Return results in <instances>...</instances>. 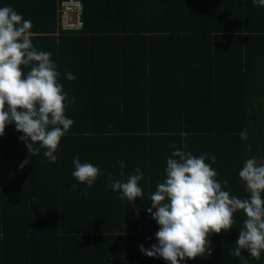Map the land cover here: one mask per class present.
<instances>
[{"label": "trees", "instance_id": "trees-1", "mask_svg": "<svg viewBox=\"0 0 264 264\" xmlns=\"http://www.w3.org/2000/svg\"><path fill=\"white\" fill-rule=\"evenodd\" d=\"M59 1L0 0L31 20L33 45L52 54L63 90L76 101L65 112L74 123L56 163L44 149L29 155L14 124L0 136V264H168L139 245L156 243L159 227L147 208L166 178L169 146L215 155L217 178L239 198L248 195L238 176L244 161L264 162V7L252 0H79L80 27L63 29ZM76 156L104 172L91 188L71 175ZM117 161L126 174L141 168L143 199L129 203L107 187ZM234 218L231 229L209 236L210 256L180 264H242L230 253L245 215ZM242 257L264 264V253L255 260L242 250Z\"/></svg>", "mask_w": 264, "mask_h": 264}, {"label": "clouds", "instance_id": "clouds-1", "mask_svg": "<svg viewBox=\"0 0 264 264\" xmlns=\"http://www.w3.org/2000/svg\"><path fill=\"white\" fill-rule=\"evenodd\" d=\"M252 2L264 7V0ZM32 27L31 20L12 7H0V136L5 134L7 125L14 124L15 130L22 133L19 140L25 142L29 155H39L44 149L48 162L56 163L58 145L74 123L65 112L76 101L63 90L52 54L33 45ZM64 76L68 81L76 79L71 72H65ZM240 137L248 139L247 129L241 131ZM169 147L174 150L166 157V178L150 195L151 206L147 208L159 227L156 243L148 249L141 244L140 251L150 258H162L168 264L210 256L209 236L231 229L236 223L234 214L243 212L245 219L230 254L241 258L242 264H247L242 250L260 260L264 253V162L258 163L255 157L244 161L238 176L248 195L239 198L224 190L228 180L217 178L218 173L211 166L216 163L215 155L195 156L174 144ZM251 149L249 144L245 150ZM206 159L211 163H206ZM72 163V177L87 188L104 175L98 166L82 163L79 156ZM117 163V178L108 173L107 187L119 193L117 199H126L129 203L143 199L139 186L144 175L141 168L126 174L125 163ZM25 165L27 159L19 167ZM77 187L78 184L71 185L70 191ZM82 195L87 198L89 193L85 190ZM107 259L110 262L113 258Z\"/></svg>", "mask_w": 264, "mask_h": 264}, {"label": "built area", "instance_id": "built-area-1", "mask_svg": "<svg viewBox=\"0 0 264 264\" xmlns=\"http://www.w3.org/2000/svg\"><path fill=\"white\" fill-rule=\"evenodd\" d=\"M57 12L61 28L74 29L80 27L81 4L79 0H60Z\"/></svg>", "mask_w": 264, "mask_h": 264}]
</instances>
